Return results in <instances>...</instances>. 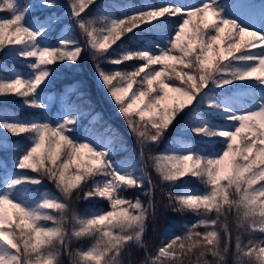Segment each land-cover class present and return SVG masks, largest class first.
<instances>
[{
	"label": "snow or ice",
	"instance_id": "obj_1",
	"mask_svg": "<svg viewBox=\"0 0 264 264\" xmlns=\"http://www.w3.org/2000/svg\"><path fill=\"white\" fill-rule=\"evenodd\" d=\"M96 5L0 0V264H264V3ZM84 56L138 158L79 81L48 91ZM13 100L39 111L21 115ZM45 180L58 195L34 191ZM94 200L109 209L76 208ZM168 212L197 219L180 234L166 226L153 251L150 227ZM79 240L91 243L73 250Z\"/></svg>",
	"mask_w": 264,
	"mask_h": 264
},
{
	"label": "trees",
	"instance_id": "obj_2",
	"mask_svg": "<svg viewBox=\"0 0 264 264\" xmlns=\"http://www.w3.org/2000/svg\"><path fill=\"white\" fill-rule=\"evenodd\" d=\"M182 1L186 2V0H182ZM197 1L200 2V0H197ZM255 1L258 4L264 3V0H255ZM24 2L27 3V2H30V0H24ZM58 2H59L60 7L53 9L52 11H55L57 13L66 12L68 0H58ZM127 2H130L133 4H139L142 2V0H97V5L92 8V11L93 12L98 11L100 6H103L107 11H113V9L111 8V5L113 3H127ZM147 2L154 3V4H164V3H167L168 0H147ZM0 15H5V14L0 13ZM75 35L81 40H83V37L81 36L78 29L75 30ZM54 36L55 34H53V36L50 37V39H52L53 42H54ZM9 64L11 65L12 62L9 61ZM17 67L23 68V64L18 63ZM77 81H79L83 85V91L86 93V99L91 102V105L94 111L102 113L104 121H106L109 124L114 125L124 134L125 138L127 139L128 145L130 146L131 149L134 150L133 154L136 155L138 158V148L136 145V141L131 135V133L129 132L124 119L117 111V106L115 105L113 100L108 96L104 88L97 83L95 70L93 68V63L87 56H84L82 58L81 63L77 67L63 66L58 72L54 84L52 85L51 89L48 91L50 93L55 92V96H56L58 93L64 90L68 85H72ZM9 107L14 111L19 112L21 115H33V114L38 113L39 111V110H32V109L24 108L22 106V102L19 100H13L10 103ZM51 115L53 117L55 116V107L53 108ZM178 127L179 125L177 124L175 127L170 128V130L165 135V137L160 142V144L157 147H154L152 151L154 153L164 152L166 148L169 146V143L173 139V137L177 135ZM185 135H189V134H185ZM195 142L197 143L198 146L201 143L198 138L195 139ZM126 155H127L126 153L119 152L116 155V159H123ZM149 171L152 172L153 179L156 180L157 175L155 173V170L149 169ZM184 179L185 181H188V185L191 186L192 188H198L202 190V185L195 178L189 179L185 177ZM33 187H34V191H36L37 193L44 192L47 190L49 192L56 193L57 195L59 194L55 186L47 180H45L42 185L33 186ZM159 187H163L167 189L168 186L162 185ZM159 187L157 189V196H156L158 206L160 205L161 202H164V203L167 202L164 194L160 192ZM179 190H180L179 186L174 189V191H177V192ZM137 195H140V192L135 189L129 190L128 192L125 193V196L128 198H134ZM92 207H101V208H104L105 210L109 209L108 203L106 201H100V200L87 201V202L80 201L76 204V208L81 213H85L87 209L92 208ZM196 219L197 218L191 213L183 215V216L179 214H173L171 212L164 213L163 215L159 217L157 224L152 225L150 227L148 240H149L151 249L154 251L155 248L160 244V240L163 236V229L166 226L167 227H170L173 225L177 226L175 228V231L177 234H180L179 225L185 222H195ZM90 243L91 241L89 240L74 241L72 243V249L76 250L81 247H86ZM142 258H143V252L142 250H140L137 253L136 259L139 260ZM63 260H64V264H71L69 258L66 255L63 257ZM229 264H231V258H230Z\"/></svg>",
	"mask_w": 264,
	"mask_h": 264
},
{
	"label": "rangeland",
	"instance_id": "obj_3",
	"mask_svg": "<svg viewBox=\"0 0 264 264\" xmlns=\"http://www.w3.org/2000/svg\"><path fill=\"white\" fill-rule=\"evenodd\" d=\"M176 2H178V3H182L183 1L182 0H176ZM196 3H199V1H197V0H186V2L184 3V4H196ZM96 80H97V78H96ZM97 83H98V81H97ZM99 84V83H98ZM100 85V84H99ZM51 95H53V96H55V94L54 93H50ZM169 147V146H168ZM167 147V148H168ZM166 148V149H167ZM188 187H191V186H189L188 185ZM192 188V187H191Z\"/></svg>",
	"mask_w": 264,
	"mask_h": 264
}]
</instances>
